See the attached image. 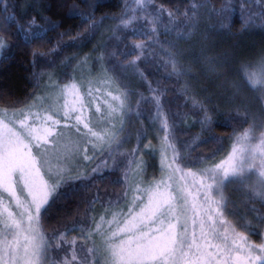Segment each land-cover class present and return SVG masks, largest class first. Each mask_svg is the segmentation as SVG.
<instances>
[{
    "label": "trees",
    "instance_id": "1",
    "mask_svg": "<svg viewBox=\"0 0 264 264\" xmlns=\"http://www.w3.org/2000/svg\"><path fill=\"white\" fill-rule=\"evenodd\" d=\"M130 1L133 0H0V45L3 46L0 47V108L21 109L39 95L42 85L40 80L38 82L35 79V65H44V68L46 64L37 58L40 54H48L56 47V49L61 47L57 51V60L61 65L67 63L69 59L77 62L85 56L91 57L92 62H100L99 56L105 57V61L103 60L105 64L100 62L102 65H99L97 71H90L92 73L90 77L95 79L100 75L106 79V83H112L109 88H106L107 85L104 87L103 83L100 87L109 89L113 94L117 93L120 98L126 99L125 104L129 105L131 113L126 125L121 129L119 149L121 152L128 151L127 157L133 151L140 155L133 165H126V186L123 187L125 180L121 182L123 181L119 172L121 168L116 170L115 166H112L110 169V163H106V170L97 175L93 169L90 170L93 164L88 165L84 172L78 170V174L71 175L73 177L70 176L55 188L56 193L47 204L44 214V228L54 231L64 222L88 213L92 221L91 227L83 232L89 231L96 242L102 244L104 264L106 261L111 262L108 248L111 230L128 213L133 197L139 194L137 189L143 191L154 182L165 179L166 169L163 161V151L167 148L164 143L165 135L168 136L165 142L169 147L175 154L178 151L175 157L177 160H182V163L186 164L187 154L191 152V156H194L197 148L211 154L204 167L209 168L231 154L232 148L238 146L237 137L243 132L252 127L256 135L263 130L260 127L261 123L264 124V104L253 96L241 73L245 66L246 77L248 72L261 74L259 69L262 57L259 59L258 57L260 51H264V27H244L237 15L229 17V23L225 25L226 19L211 9L212 5L216 7L215 11L220 10L216 3L224 0H147L154 7L168 9L179 17H191L195 5L198 4H208V9L213 12L210 21L202 23L205 30H208V27H204L205 24L210 23L211 26L210 31H207L206 41L208 48L206 50H210L208 58H199L200 46L193 42L194 33L188 38L189 41L182 42V49L180 41H177L176 50L181 54L182 65H169L171 70L169 75L161 73L165 84H180L185 101L181 116L176 117L177 119H174L173 115L165 118L164 115L168 114L167 101L154 100L157 94L161 93L159 85L155 83L154 89L151 78L142 72L143 80L147 83L141 80L135 82L136 77L129 72L118 74L120 72L115 70L114 65H109L110 53L119 48L114 43L117 40L115 27L110 28L107 34L99 39L101 30L106 26H113L111 21H115V17H121L127 11L132 15L133 9L135 15L133 5L137 0L129 7ZM200 9L203 12L205 10L204 7ZM33 20L38 26V31L44 32L41 36L27 39V35L31 33L29 27ZM99 21L106 26L95 29ZM93 31H96V34L92 40L84 49L81 48L78 41L87 35L90 36ZM133 34L135 33H131L129 38H137L142 42L146 40L144 33L135 36ZM98 41L100 42L97 46L101 47L96 49L94 44ZM118 56L126 62L129 59L133 61L132 57L123 56L119 51ZM75 66L72 65V68ZM47 70L50 72L57 70L58 75L63 74H60L62 68ZM227 83H237L239 86L241 84L240 90L244 95L233 93L232 89L226 87ZM164 98L166 99V95ZM147 99L151 101V114L148 112L150 117L144 116L143 113L148 110ZM46 105L49 106L50 103ZM205 114L210 119H206ZM157 116L161 120H157ZM167 123L170 125L166 128ZM190 138H193L192 147L182 149L181 144L179 146L181 140ZM124 168L125 166L123 170ZM202 169L193 167V171L197 173ZM254 173H248L243 179L226 181L220 199L226 222L230 221L237 231L248 235L252 243H261L264 242V198L259 195L256 187L261 189L264 187L258 183L253 188ZM103 188L109 190L110 198H116L123 191L124 197L116 200L115 204L107 205L104 201L109 197L106 198L108 196L106 195L102 202L97 200L86 208L84 202L89 203V198L85 195L94 189ZM67 215L70 216L65 220ZM99 226L101 229L97 230L96 227ZM69 241L74 240L73 238L67 240V243ZM78 241L83 243L79 237ZM87 246L93 247L94 243L88 241ZM100 263L98 261V264Z\"/></svg>",
    "mask_w": 264,
    "mask_h": 264
},
{
    "label": "snow or ice",
    "instance_id": "2",
    "mask_svg": "<svg viewBox=\"0 0 264 264\" xmlns=\"http://www.w3.org/2000/svg\"><path fill=\"white\" fill-rule=\"evenodd\" d=\"M140 3L143 7L144 0ZM162 11L157 9L155 15ZM151 15L145 9V18ZM259 71L264 74V61ZM247 76L253 86L260 84L264 91V79H259L257 72ZM83 107L81 104V114ZM205 118L210 119L206 114ZM76 120L78 133L82 123L87 130L82 135L100 138L90 121H81L79 115ZM58 123L52 116L39 117L32 124L22 119L18 126L15 121L0 120V264H49L51 250L60 248L59 243L50 242L57 238L46 239L39 227L41 210L59 182L49 184L37 159L51 151L58 161L70 163L79 155L74 147L65 146L64 152L49 149L50 142L57 145L58 138H49L55 137L53 128ZM164 140H168L167 135ZM237 144L226 159L199 173L174 157L166 165L167 180L154 182L143 191L137 189L139 194L133 197L128 213L111 230L110 264H264V242L252 243L248 235L226 223L222 200L214 193L226 181L243 179L251 172L258 173L264 187V131L257 137L250 127L237 137ZM34 147L38 149L35 155ZM139 155L133 151L124 164L133 165ZM84 159L91 157L85 154ZM177 174L179 182L173 183ZM259 194L264 198V193ZM91 236L89 233L83 239L80 264H98L91 259L97 250L87 246ZM72 243L75 241H69ZM72 252L71 259L76 261V250Z\"/></svg>",
    "mask_w": 264,
    "mask_h": 264
},
{
    "label": "rangeland",
    "instance_id": "3",
    "mask_svg": "<svg viewBox=\"0 0 264 264\" xmlns=\"http://www.w3.org/2000/svg\"><path fill=\"white\" fill-rule=\"evenodd\" d=\"M133 1H130L129 7L132 6ZM216 4L220 6V10L215 11L214 8L216 7L212 5L211 9L213 12L219 13L223 18L226 19L227 22L224 23L225 25L229 23V17H234L237 15L244 27H264V0H224L223 2H217ZM133 6H135V15L133 14L134 9L132 11V15L134 17L128 14L127 11V13L123 16L115 17V21H111L113 26H106L102 21H99L96 25L95 29L106 26L99 33V39L106 35L110 28L113 29L115 27L116 29L115 37L117 40H115L114 43H116V46L119 48L117 51H112V53H110L111 63H109V65H114L115 70L120 72L118 74L129 72V74L136 77L134 78L135 82L141 80L147 83V81L143 80L144 75H142V73H145L147 76H149L154 89L156 88L155 83L161 88L159 89L161 93L157 94L154 100L167 101L168 114L166 113L164 117H171V115H173L174 119H177L176 117L179 115L181 116L183 113V104H185L181 86L179 83L165 84L161 78V73L164 72L169 75L171 72L169 65H182V60L180 59L181 54L176 50L177 41H180V47L182 49V42L189 41L188 38L194 33L195 40L193 42H195V45H198V47L200 46L198 49V51H200L199 58H206L208 56V52H210V50H206L208 49L206 41L208 37L207 34L210 31L211 26L210 23L205 24L204 27H208V30H205L202 23L209 22L213 12L208 9V4L195 5L191 17H179L174 14L169 16L168 13L172 12L168 9H162L163 11L159 15H155L156 10L160 8L154 7L152 3H149L147 0H144L143 7L141 6L140 0H137L136 4ZM202 7L205 8L204 12L200 9ZM128 8H126V10ZM145 9H147L149 13H153V15L148 16L147 18L143 17L145 16ZM139 14L140 16H138ZM144 19L146 20L143 23L142 21ZM29 29L31 33L27 35V39L39 35L41 36L44 32L43 30L38 31V26L36 24L34 26L30 24ZM131 33L141 35L144 33L146 40L142 42L137 38H129ZM95 34L96 31H93L90 36L87 35V37L78 41L81 48L84 49L86 44L92 40V37ZM135 34H133V36H135ZM99 42L100 41L94 44V48L98 49L101 47L97 46ZM56 48L49 51L48 54H40L37 58V60H42L46 64L44 68V65H35L37 71L34 73L35 79L38 80V82L40 80L42 85L39 95L24 108L13 110L0 108V120L5 122L15 121L18 126L19 121L22 119L26 120L28 124H32L33 120L39 119V117L52 116L59 122L53 128L55 137L49 138L50 141L52 139L58 138L57 145H53L50 142L48 145L49 149H55L56 151L64 152L65 146L74 147L79 149V155H77L76 158L70 163L63 159L58 161L51 151L49 153H44L42 158L37 157L38 161L43 164L45 179L49 181L50 185L54 181H58L60 185L71 175L78 174V170L83 171L84 168L86 170V167L92 164V168L90 169L89 167V169H93L94 173L98 175L106 170V163H110V169L112 166H115L116 170L121 168L119 170L120 177L123 182L125 180V185L123 186L125 187L127 181V169L124 161L128 155L127 153L129 152H121L118 141L121 129L126 125L127 118L131 113L129 105L125 104L127 100L120 98V96H118L115 92L114 94L111 93L109 89H103L100 87L102 86V83L104 87L107 85L106 88H109V85L112 84L106 83V79H104L102 76L99 75L95 79L90 77L92 74L90 71H97L99 65H102L100 62L105 64V57L99 56L101 60L100 62H92L90 59L91 57L89 58L88 56H85L79 59L77 62L69 59L66 61L67 63L61 65L57 60V51H59L61 47L60 49ZM118 51L122 53L123 56L132 57L131 59H133V61L129 59V62H126L125 59L118 56ZM260 57H262L260 62L264 61V51L262 50L260 51L258 59ZM211 58L212 60L214 59V57ZM72 65H76L74 69L72 68ZM128 65L136 66L131 67ZM53 68H62L60 74H63L58 75L56 73L57 70L54 72L47 70ZM244 69H246L245 66L241 71L244 82L251 88L253 96H255L261 104H264V91L261 90V85L256 84L253 86L252 82L249 81L248 77L245 76ZM121 78L125 79V77ZM258 78L264 79V74H258ZM226 87L232 89V92L237 95H244L240 90L241 84L239 86L237 83H227ZM90 90L92 95H89ZM73 92L75 93L74 95ZM165 95L166 99L164 98ZM89 101H92V103L89 104ZM146 102L148 110L143 111L142 109V111L144 116L150 117L149 113L151 114L152 110V107H150L151 101L147 99ZM47 103H50V105L47 106ZM81 104L84 105L82 114L79 111ZM176 107L178 108L175 111ZM73 108L76 110H71ZM97 108L100 109L99 112L96 111ZM36 114H39V117ZM78 115L80 116L81 121H90V127H92L94 131L99 134V139H97L95 136H92L91 134L82 135L81 133H87V130L83 129L82 123L79 125L81 128V133L76 131L75 125L77 124L76 117ZM156 119L161 120L159 116H157ZM50 125L51 121H49V126ZM167 125H170V123H167ZM260 127L263 129L262 131H264L263 122L261 123ZM259 134L260 133H257L256 136L259 137ZM192 141L193 138L188 140L182 139L179 143V146L181 144L182 149L192 147ZM255 142H258V140ZM164 143L167 147L163 151V161L166 169L167 163L171 162L172 159L176 157L178 151L175 154L172 148L169 147L168 143L165 142V140ZM84 149L87 150L86 153L84 152ZM32 151L35 155L38 149L34 147ZM85 154L90 156L91 159L85 160ZM187 155L188 160L186 161V165L192 167V170L193 167H196L197 169L206 167L205 162L211 157L209 152L205 153L199 151L197 148H195V152L193 153L194 156H191V152ZM198 162L199 167L196 166ZM124 166L125 168L123 170ZM122 171H124V176H122ZM165 174V180H167V170ZM253 177L255 178V182L252 184L254 188L255 184L259 183L258 173L255 172ZM172 182H179V174L173 178ZM223 187L220 189H214V193L218 199H220L223 194ZM256 188L258 190L257 192L264 193V189H261V187ZM108 191L104 188L101 190L94 189L90 191L92 196L89 193L86 194L85 196L89 198V203L84 202L86 208H89L92 203L97 200L102 202V199L104 200V197L108 195ZM55 193V188L51 189L49 202ZM110 195L106 196V198H109L104 201L107 205L115 204L117 203L116 200L119 201L121 198L123 199L124 191L120 192L119 196L116 198H110ZM46 206L47 205L42 208L40 214V231L45 235L46 239L56 237L57 239L55 241L50 242L59 243L60 245L59 249L51 250L50 256L48 257L49 264H80L79 257L82 256L80 249L83 247V243L78 241V237L83 241L85 234L87 233V236L89 235V231L84 233L83 230L87 231L91 227L92 221L90 215L86 213L85 215L78 216L67 223L64 222L63 225L57 227L56 230L49 231L43 226ZM68 216L70 215H67L65 220ZM226 223H230V221H227ZM96 228L97 230L101 229L100 226ZM74 231L77 232L72 233ZM69 237H72L75 243H67V240L72 239ZM89 241L94 243V246L90 247L97 250L91 259L93 261H100V264H104V249L102 244L96 242V239L93 235L89 238ZM73 249L76 250V255L78 257L76 261L71 259ZM109 256H111L110 251Z\"/></svg>",
    "mask_w": 264,
    "mask_h": 264
}]
</instances>
